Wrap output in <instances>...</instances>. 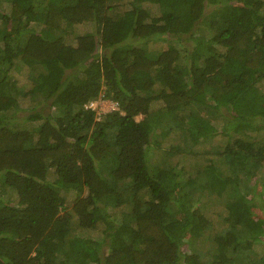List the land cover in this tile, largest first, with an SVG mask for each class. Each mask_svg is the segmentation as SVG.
<instances>
[{
  "label": "trees",
  "instance_id": "trees-1",
  "mask_svg": "<svg viewBox=\"0 0 264 264\" xmlns=\"http://www.w3.org/2000/svg\"><path fill=\"white\" fill-rule=\"evenodd\" d=\"M263 88L264 0H0V264H264Z\"/></svg>",
  "mask_w": 264,
  "mask_h": 264
},
{
  "label": "rangeland",
  "instance_id": "rangeland-1",
  "mask_svg": "<svg viewBox=\"0 0 264 264\" xmlns=\"http://www.w3.org/2000/svg\"><path fill=\"white\" fill-rule=\"evenodd\" d=\"M74 29L82 33V32H85L86 30H90L91 27H90V24H85V25L76 26ZM16 70H18V67H16ZM259 104H263V102L260 100ZM114 108H116L114 103H111V101L105 100V101H101V103L95 108V110L97 111V113H103V112H106ZM20 114H23V113H20ZM137 118L139 119L141 117L139 116ZM214 142H216V140L213 139V143ZM253 203H254V206L252 208V211L255 214V216H263L264 211H263L262 205L258 202V198L254 197Z\"/></svg>",
  "mask_w": 264,
  "mask_h": 264
},
{
  "label": "built area",
  "instance_id": "built-area-1",
  "mask_svg": "<svg viewBox=\"0 0 264 264\" xmlns=\"http://www.w3.org/2000/svg\"><path fill=\"white\" fill-rule=\"evenodd\" d=\"M102 97L98 98V100H91L90 102H88L85 107L86 108H92L95 109L100 103L101 101H103V99H101ZM114 104L116 105V103L114 102Z\"/></svg>",
  "mask_w": 264,
  "mask_h": 264
},
{
  "label": "clouds",
  "instance_id": "clouds-1",
  "mask_svg": "<svg viewBox=\"0 0 264 264\" xmlns=\"http://www.w3.org/2000/svg\"><path fill=\"white\" fill-rule=\"evenodd\" d=\"M103 101H105L104 99H103ZM107 101V100H106ZM109 101V100H108ZM111 103H114V102H111ZM116 106V105H115ZM115 109V108H114Z\"/></svg>",
  "mask_w": 264,
  "mask_h": 264
}]
</instances>
